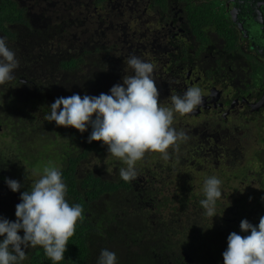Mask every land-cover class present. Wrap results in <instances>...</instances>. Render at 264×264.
<instances>
[{
  "label": "flooded vegetation",
  "instance_id": "flooded-vegetation-1",
  "mask_svg": "<svg viewBox=\"0 0 264 264\" xmlns=\"http://www.w3.org/2000/svg\"><path fill=\"white\" fill-rule=\"evenodd\" d=\"M0 36L19 61L0 85V132L10 127L16 159L55 161L62 171L61 161L73 157L77 176L113 179L108 169L81 168L90 155L107 153L102 141L85 147L91 127L80 133L44 116L58 97L98 96L122 84L131 75L125 59L135 55L155 65L165 107L189 87L204 94L203 105L174 119L189 137L180 150L205 159V169L252 161V169L238 167L246 175H231L264 184V0H0ZM15 172L3 169L5 185L6 178L22 184ZM23 191L7 187L12 207ZM263 192L251 199L259 203L255 213L264 210Z\"/></svg>",
  "mask_w": 264,
  "mask_h": 264
},
{
  "label": "clouds",
  "instance_id": "clouds-1",
  "mask_svg": "<svg viewBox=\"0 0 264 264\" xmlns=\"http://www.w3.org/2000/svg\"><path fill=\"white\" fill-rule=\"evenodd\" d=\"M123 83L113 85L109 93L96 95L73 94L58 97L48 107L44 120L57 126L73 127L84 133L91 127L87 142L102 141L107 155L117 158L126 167L119 169L125 182L138 179L136 163L146 152H158L169 158L168 149L178 151L180 143L187 142L188 135L173 127L177 116L194 112L204 103L200 87L187 88L182 94L170 96V107L159 100L160 93L154 79L155 65L132 55L125 59ZM19 66L16 53L6 38L0 36V85L13 79ZM57 166L43 168L40 178L31 190L20 193L15 206V220L0 216V264H20L26 259L28 248L42 247L44 255L53 262L65 259V252L75 233L78 220L83 219L84 209L66 200L67 184ZM7 187L20 191L22 184L6 178ZM221 180L215 175L203 181V199L199 201L207 217L220 215L217 201L222 197ZM210 228V227H208ZM241 235L233 231L227 236V248L223 251V264H264V216L254 225L246 218L240 221ZM22 230L23 235L19 234ZM97 264H118L115 252L102 249Z\"/></svg>",
  "mask_w": 264,
  "mask_h": 264
},
{
  "label": "trees",
  "instance_id": "trees-1",
  "mask_svg": "<svg viewBox=\"0 0 264 264\" xmlns=\"http://www.w3.org/2000/svg\"><path fill=\"white\" fill-rule=\"evenodd\" d=\"M93 143L96 141L85 147L96 146ZM1 155L0 152V216L15 220V208L3 182V169H10L12 164ZM75 165L73 157L61 161L62 179L67 184V202L70 206L80 204L84 213L69 240L65 259L59 264H97L102 249L115 252L118 264H223L227 236L233 231L242 236L250 234L240 232V221L246 218L257 225L264 216V210L251 212L243 199L235 197L230 199L234 207L226 212L216 208L220 215L212 221L189 187L187 193L177 191L163 200L154 182L137 186L115 176L108 179L86 173L79 177ZM216 171L217 167L211 166L204 173L212 176ZM233 173L241 177L247 170L241 167ZM227 211L233 216L224 215ZM19 234L23 235L22 230ZM20 264L53 262L38 246L28 248Z\"/></svg>",
  "mask_w": 264,
  "mask_h": 264
},
{
  "label": "rangeland",
  "instance_id": "rangeland-1",
  "mask_svg": "<svg viewBox=\"0 0 264 264\" xmlns=\"http://www.w3.org/2000/svg\"><path fill=\"white\" fill-rule=\"evenodd\" d=\"M105 93H109V89H107ZM20 114L22 113L18 112V114L15 115L17 117L20 116ZM16 121L23 123L24 119H17ZM10 133L11 130L9 126L3 128V130H1L0 132V152L3 153V155L1 156L5 157L6 161L12 164V167H14V169L16 170L15 173H18V169L21 173H23L22 176L24 177L22 178V187L25 191H30L34 181L40 178L43 168L46 166L54 165L55 161L44 162L42 160H32L34 165L32 164L29 166L27 161L23 162L16 159L14 155L10 153ZM180 147L178 151H173V149L170 147L168 149V159H165L163 155L158 152H146L145 156L136 163L138 179L131 181V183L138 186L148 183L151 184L152 182H154L155 186L161 193L159 197L163 200H167L168 196L170 197V195L176 193L177 191L180 192L184 190V193H187V188L189 187L192 192H196L195 196L199 197V202L204 198L202 191L203 181L205 180V178L209 177L207 173H204V166H201L205 163V159L197 161L196 159L192 160V157L188 153V149L183 148L182 150H180ZM181 157L183 158L181 159ZM184 159L186 161H184ZM241 165H247L249 169H252L254 163L252 161H243L236 165L230 166L222 161L217 167L216 172L218 173L215 176L218 177L222 182L221 187L223 195L220 199L222 200L223 204L222 209L225 210V212L227 210V202L235 197L238 199H243L248 204L249 211H257L255 205H258L259 203H257V201L255 200L251 201V199L255 194L260 195L259 191L264 188V184H253L251 177H247L243 182H241V180H236L231 175V172L235 171ZM121 167H126V165L122 164V162H120L117 158L111 156L110 154L107 155V153H104L101 156H98L96 154L92 156L90 155L88 159H86L81 165V168L103 170L108 169L110 170V174L115 175V178L120 177L119 169ZM22 169H24V171ZM257 169V166L254 167L255 171ZM19 174H17L16 176L20 179ZM235 188H238L236 192L234 191ZM165 195L167 197H165ZM252 206L254 207L252 208ZM166 212L171 213L169 209H167ZM225 212L224 215H227L228 218L233 216L232 212Z\"/></svg>",
  "mask_w": 264,
  "mask_h": 264
},
{
  "label": "water",
  "instance_id": "water-1",
  "mask_svg": "<svg viewBox=\"0 0 264 264\" xmlns=\"http://www.w3.org/2000/svg\"><path fill=\"white\" fill-rule=\"evenodd\" d=\"M20 195V194H19Z\"/></svg>",
  "mask_w": 264,
  "mask_h": 264
}]
</instances>
